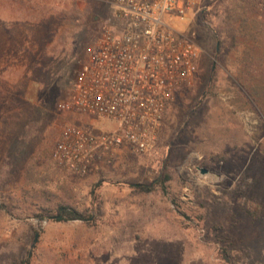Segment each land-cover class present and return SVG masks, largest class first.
<instances>
[{"label": "rangeland", "instance_id": "obj_1", "mask_svg": "<svg viewBox=\"0 0 264 264\" xmlns=\"http://www.w3.org/2000/svg\"><path fill=\"white\" fill-rule=\"evenodd\" d=\"M109 2L0 0V264H264V112L243 86L259 85L264 30L227 19L240 0H201L186 26L202 50L196 75L152 149L123 146L85 174L51 158L66 124L101 126L46 100L115 24ZM232 27L234 48L229 36L219 48ZM60 205L88 219L57 221Z\"/></svg>", "mask_w": 264, "mask_h": 264}, {"label": "built area", "instance_id": "obj_2", "mask_svg": "<svg viewBox=\"0 0 264 264\" xmlns=\"http://www.w3.org/2000/svg\"><path fill=\"white\" fill-rule=\"evenodd\" d=\"M115 24L102 27L59 112L94 117L115 129L76 121L59 133L51 158L79 174L123 146L152 149L166 109L195 78L202 50L186 30L201 0H110Z\"/></svg>", "mask_w": 264, "mask_h": 264}, {"label": "trees", "instance_id": "obj_3", "mask_svg": "<svg viewBox=\"0 0 264 264\" xmlns=\"http://www.w3.org/2000/svg\"><path fill=\"white\" fill-rule=\"evenodd\" d=\"M240 2H241L240 5L241 12L235 9L232 14V11L227 9L225 11L227 19L234 17L233 22L234 21H238V22L241 21L244 23L249 22V24H251L252 26L253 24L258 26L257 31H263L264 30V0H240ZM235 31H238V29L236 28L233 29V27L230 28L229 30L230 33L227 32V34L225 35V40L223 39V41H220L219 48H222V46H224V44L226 43V37L228 36L230 37L229 46L230 48H234L236 36H237ZM216 34L218 35L219 38L222 37V30L219 25L216 27ZM189 35L195 40L194 33H189ZM249 65L251 68L252 63H250ZM258 67L260 68V75L257 79L259 85H252V84L250 85L248 83H244L243 86L245 87V90L248 93V95L252 98V101L255 103V105L257 107H260V109H263L264 112V99H263L264 98V61H262V64H258ZM76 71L77 69L73 72L72 76H69V73L66 74L65 72H63L60 75H57L55 82H53L50 85L49 90L47 91L48 99L46 100V107L48 109L50 108V110H52L53 108L55 113L58 111L59 104L65 101L64 99L67 98L71 92V86ZM63 90L66 91V94L64 95V97L59 99L57 95L60 96ZM165 176H166L165 181H167L169 177L168 175ZM152 189H153V185L138 186V190L144 192H150ZM57 210H58L57 216L54 217L57 221H70V220L86 221L88 219L83 213L71 207L60 205V207H58ZM248 215L251 216V218L253 219H256L257 218L256 216H258L257 214H253V212H249ZM24 264H29V260L27 259L24 262Z\"/></svg>", "mask_w": 264, "mask_h": 264}, {"label": "water", "instance_id": "obj_4", "mask_svg": "<svg viewBox=\"0 0 264 264\" xmlns=\"http://www.w3.org/2000/svg\"><path fill=\"white\" fill-rule=\"evenodd\" d=\"M201 172H202V173H206L207 170H206V169H201ZM37 236H38V234L36 233V234H35V237H34V243H35V241H36V239H37Z\"/></svg>", "mask_w": 264, "mask_h": 264}, {"label": "crops", "instance_id": "obj_5", "mask_svg": "<svg viewBox=\"0 0 264 264\" xmlns=\"http://www.w3.org/2000/svg\"><path fill=\"white\" fill-rule=\"evenodd\" d=\"M101 126H103V122H101ZM104 127V126H103Z\"/></svg>", "mask_w": 264, "mask_h": 264}]
</instances>
